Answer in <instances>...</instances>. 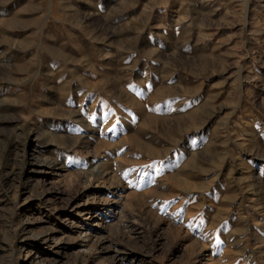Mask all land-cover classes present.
Segmentation results:
<instances>
[{
  "label": "rangeland",
  "instance_id": "rangeland-1",
  "mask_svg": "<svg viewBox=\"0 0 264 264\" xmlns=\"http://www.w3.org/2000/svg\"><path fill=\"white\" fill-rule=\"evenodd\" d=\"M0 264H264V0H0Z\"/></svg>",
  "mask_w": 264,
  "mask_h": 264
},
{
  "label": "bare ground",
  "instance_id": "bare-ground-1",
  "mask_svg": "<svg viewBox=\"0 0 264 264\" xmlns=\"http://www.w3.org/2000/svg\"><path fill=\"white\" fill-rule=\"evenodd\" d=\"M46 166L48 167L47 168V171H50L49 173H52V175L54 174V172H58V169H60L59 167L56 166V164H46ZM38 171V170H37ZM65 186H66V182H65ZM70 188V187H69ZM67 189V188H66ZM68 190V189H67ZM72 192V191H71ZM105 203H109V201H106L104 202V205ZM110 205V204H109Z\"/></svg>",
  "mask_w": 264,
  "mask_h": 264
},
{
  "label": "snow or ice",
  "instance_id": "snow-or-ice-1",
  "mask_svg": "<svg viewBox=\"0 0 264 264\" xmlns=\"http://www.w3.org/2000/svg\"><path fill=\"white\" fill-rule=\"evenodd\" d=\"M151 167V166H150ZM201 223H203V221H201Z\"/></svg>",
  "mask_w": 264,
  "mask_h": 264
}]
</instances>
